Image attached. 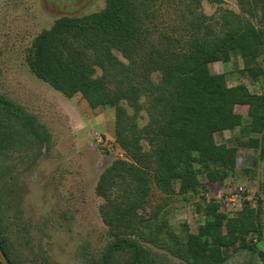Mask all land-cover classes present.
I'll use <instances>...</instances> for the list:
<instances>
[{
  "label": "trees",
  "instance_id": "16d2710c",
  "mask_svg": "<svg viewBox=\"0 0 264 264\" xmlns=\"http://www.w3.org/2000/svg\"><path fill=\"white\" fill-rule=\"evenodd\" d=\"M237 1L240 13L220 6L209 16L202 0H106L103 11L63 17L36 37L27 63L38 79L68 98L81 95L94 110L116 112V142L126 159L116 160L97 187L116 239L101 264L120 249L131 253L130 264H143L142 248L129 237H146L150 225L139 211L156 189L167 197L201 196L196 206L205 223L175 237L176 252L189 263L223 264L249 238L261 239V200L231 216L202 195L204 180L224 184L238 167V149L218 144L217 133L241 129L251 148L264 149V94L231 86L227 73L210 68L238 57L242 73L264 81V0ZM165 13L180 18L166 30L157 22ZM10 103L0 100L36 132L34 120ZM237 106L248 107L249 124ZM0 248L5 253L1 238Z\"/></svg>",
  "mask_w": 264,
  "mask_h": 264
},
{
  "label": "rangeland",
  "instance_id": "374dc122",
  "mask_svg": "<svg viewBox=\"0 0 264 264\" xmlns=\"http://www.w3.org/2000/svg\"><path fill=\"white\" fill-rule=\"evenodd\" d=\"M202 6L209 16L220 6L241 12L237 0H202ZM105 7L106 0H0V100L33 119L37 132L0 105V238L13 264H101L116 243L102 215L106 200L97 191L102 174L116 160L126 159L116 142L115 109L94 110L81 95L66 97L38 79L27 63L36 37L56 21L89 16ZM179 20L165 13L164 21L157 22L166 30L170 21ZM210 68L214 74L227 73L231 86L245 84L264 94V81L254 83L242 73L241 58ZM236 112L249 124L247 106H237ZM215 139L238 149V167L224 184L204 180L202 195L231 216L245 203L258 206V200L263 210L261 239L249 238L248 247L230 252L223 264H264V149L251 148L241 129L217 133ZM200 201L198 195L167 197L153 191L139 211L150 225L146 237H129L142 248L143 264H192L176 252L175 237H184L185 227L197 233L205 223L196 206ZM130 263L131 253L124 249L107 262Z\"/></svg>",
  "mask_w": 264,
  "mask_h": 264
},
{
  "label": "water",
  "instance_id": "95a60500",
  "mask_svg": "<svg viewBox=\"0 0 264 264\" xmlns=\"http://www.w3.org/2000/svg\"><path fill=\"white\" fill-rule=\"evenodd\" d=\"M0 258L3 262V264H10L9 261L6 258V255L4 254V252L2 251V249L0 248Z\"/></svg>",
  "mask_w": 264,
  "mask_h": 264
}]
</instances>
